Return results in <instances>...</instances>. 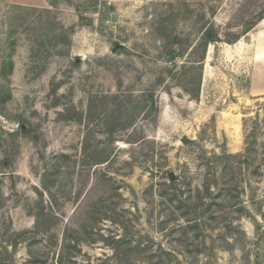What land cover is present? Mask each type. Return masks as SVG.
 <instances>
[{"label":"rangeland","instance_id":"374dc122","mask_svg":"<svg viewBox=\"0 0 264 264\" xmlns=\"http://www.w3.org/2000/svg\"><path fill=\"white\" fill-rule=\"evenodd\" d=\"M263 5L0 0V264H264Z\"/></svg>","mask_w":264,"mask_h":264},{"label":"trees","instance_id":"16d2710c","mask_svg":"<svg viewBox=\"0 0 264 264\" xmlns=\"http://www.w3.org/2000/svg\"><path fill=\"white\" fill-rule=\"evenodd\" d=\"M263 19H264V5H263V7L253 11V15H252L251 19L249 20L250 28L245 31V34L248 33L252 28H254ZM213 30H214V27L212 24H209V25H207V27H205V29L203 30V33H202V37H201L202 45H207V43L219 40V38H220L219 34L214 33ZM239 38H240L239 36L235 35L234 37H232L229 40L236 41ZM1 73L5 74V70L2 69ZM232 156H234V155H232V154L226 155V157H232ZM104 161H106V160H104Z\"/></svg>","mask_w":264,"mask_h":264},{"label":"crops","instance_id":"0c3cea01","mask_svg":"<svg viewBox=\"0 0 264 264\" xmlns=\"http://www.w3.org/2000/svg\"><path fill=\"white\" fill-rule=\"evenodd\" d=\"M13 3L16 4H21V5H39V3H41L42 0H9Z\"/></svg>","mask_w":264,"mask_h":264}]
</instances>
